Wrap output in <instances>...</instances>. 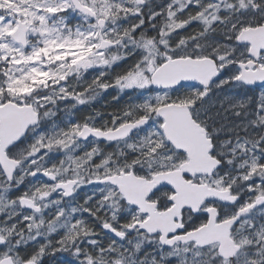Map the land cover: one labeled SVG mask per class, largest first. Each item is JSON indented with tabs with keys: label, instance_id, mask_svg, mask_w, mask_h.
Here are the masks:
<instances>
[{
	"label": "snow or ice",
	"instance_id": "6c2138e0",
	"mask_svg": "<svg viewBox=\"0 0 264 264\" xmlns=\"http://www.w3.org/2000/svg\"><path fill=\"white\" fill-rule=\"evenodd\" d=\"M64 254L264 264V0H0V264Z\"/></svg>",
	"mask_w": 264,
	"mask_h": 264
},
{
	"label": "flooded vegetation",
	"instance_id": "af4514ba",
	"mask_svg": "<svg viewBox=\"0 0 264 264\" xmlns=\"http://www.w3.org/2000/svg\"><path fill=\"white\" fill-rule=\"evenodd\" d=\"M109 98H110V96H105V97L103 98V100H107V99H109ZM103 100L95 102L94 105H93V107L99 108L100 105L103 103ZM82 111H83V112H87L88 109H87V108H83Z\"/></svg>",
	"mask_w": 264,
	"mask_h": 264
},
{
	"label": "trees",
	"instance_id": "16d2710c",
	"mask_svg": "<svg viewBox=\"0 0 264 264\" xmlns=\"http://www.w3.org/2000/svg\"><path fill=\"white\" fill-rule=\"evenodd\" d=\"M68 261L66 262H62V263H57L55 262V260H53V258H49L47 264H67Z\"/></svg>",
	"mask_w": 264,
	"mask_h": 264
}]
</instances>
